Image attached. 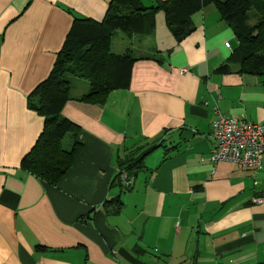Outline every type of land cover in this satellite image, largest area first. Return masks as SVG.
<instances>
[{
    "label": "crops",
    "instance_id": "0c3cea01",
    "mask_svg": "<svg viewBox=\"0 0 264 264\" xmlns=\"http://www.w3.org/2000/svg\"><path fill=\"white\" fill-rule=\"evenodd\" d=\"M109 2L0 0V264L263 261L264 155L255 172L208 157L212 107L264 122V83L218 69L237 42L211 4L180 42L161 12L151 36L123 34L129 44L111 52L136 60L127 85L103 103L77 101L88 86L72 78L60 115L78 128V156L53 186L21 170L43 127L28 94L49 74L72 20L98 22ZM127 155L140 160L129 186L116 179Z\"/></svg>",
    "mask_w": 264,
    "mask_h": 264
},
{
    "label": "trees",
    "instance_id": "16d2710c",
    "mask_svg": "<svg viewBox=\"0 0 264 264\" xmlns=\"http://www.w3.org/2000/svg\"><path fill=\"white\" fill-rule=\"evenodd\" d=\"M210 4L237 42L218 69L229 73L234 66L238 73L259 76L264 83V0H156L152 7L143 6L141 0H110L100 21L72 20L49 74L28 94L27 105L43 117V127L21 159V170L53 186L78 156V128L60 115L64 103L72 99V78L87 83V92L76 99L82 102L103 103L110 91L127 85L130 66L136 59L129 50L122 54L111 52L116 30L128 40L139 41L153 34L154 15L161 12L171 37L180 42L194 29L192 16ZM65 137L70 142L67 149L62 144ZM118 167L116 179L122 172L131 178L140 168V160L127 155ZM111 202L119 206L117 199ZM256 264H264V260Z\"/></svg>",
    "mask_w": 264,
    "mask_h": 264
},
{
    "label": "built area",
    "instance_id": "2783aa9c",
    "mask_svg": "<svg viewBox=\"0 0 264 264\" xmlns=\"http://www.w3.org/2000/svg\"><path fill=\"white\" fill-rule=\"evenodd\" d=\"M180 72L184 73L185 69ZM212 111L209 138L213 140L215 150L208 160L211 163H234L253 172L259 170L264 155V122H239L221 114L215 106ZM120 179L123 184H130V179H127L124 173L120 174ZM253 202L261 203L262 198H254Z\"/></svg>",
    "mask_w": 264,
    "mask_h": 264
},
{
    "label": "rangeland",
    "instance_id": "374dc122",
    "mask_svg": "<svg viewBox=\"0 0 264 264\" xmlns=\"http://www.w3.org/2000/svg\"><path fill=\"white\" fill-rule=\"evenodd\" d=\"M251 16H253V15H252V12H251ZM111 43H112L111 48H110L111 50H117L118 47H121V46H123L124 44H129V42L126 41V39H125L123 33H121V32L118 31V30H116V31L114 32V34H113V36H112V39H111ZM78 80H80V81H84V80H82V79H78ZM74 84H75V83H73V85H74ZM72 88H73V86H72ZM72 88H71V90H72ZM71 90H70V91H71ZM66 140H68L67 137H65V138L62 140L63 147L65 146V143L67 142ZM155 152H160V151L158 150V151H155ZM153 154H155V153H153Z\"/></svg>",
    "mask_w": 264,
    "mask_h": 264
}]
</instances>
